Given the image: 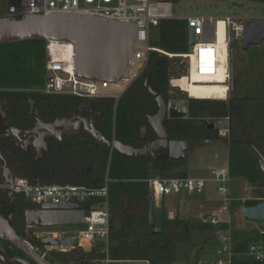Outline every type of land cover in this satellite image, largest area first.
<instances>
[{
    "label": "trees",
    "instance_id": "obj_1",
    "mask_svg": "<svg viewBox=\"0 0 264 264\" xmlns=\"http://www.w3.org/2000/svg\"><path fill=\"white\" fill-rule=\"evenodd\" d=\"M152 1L170 3L174 10L180 3V0ZM234 1L264 5V0ZM155 28L158 41L153 45L150 43L152 48L174 56L189 54L188 28L184 21L164 20L159 22ZM45 46L46 42L41 40L0 45V87H5L4 90L0 89V120L8 126L31 130L34 127L35 117L46 124L57 120H68L81 109L85 102L67 95L45 96L33 92L45 85L47 77ZM169 62L167 56L151 52L142 73L117 102L114 99L88 101L90 109L95 114L93 124L105 139L116 140L134 148H140L155 139L154 132L148 126V117L154 115L158 107L153 98L148 95L144 84L147 82L148 86L162 95L166 102L171 101L169 98ZM173 84L187 93L186 77L174 80ZM23 88L31 91H24ZM237 101L234 98H230L228 102L189 99L186 118H166L164 120V128L169 140L187 141L190 144L193 141H209L217 138L215 127L209 129V122L201 121L197 124L196 120L202 114L216 120L229 116L230 121L236 118V123L241 124L246 116V104L242 103L239 106ZM230 129L232 134V123ZM229 142L230 176L243 177L251 183L264 185L261 170L247 160L250 156L248 154L249 145L242 140L231 138ZM48 149L45 159L36 163L32 160V151L24 154L19 150L9 149L6 161L15 177L26 179L31 184L81 185L99 188L107 179L109 181V202L112 207L121 204L122 196L137 203L147 204L149 194L147 181L151 178L168 179L165 174L169 170L178 171L172 177L188 178L184 166L185 160L175 163L154 162L146 158L129 159L115 151L103 148L86 133L78 136H63L62 142L51 140L48 143ZM263 200L264 198L247 201L243 207L255 206ZM24 211V206H16L17 220L22 219ZM142 224L148 225L147 218L145 221H138V226ZM165 227L167 224L161 226L162 235L159 237L151 238L148 233H144L142 237L146 242L143 245L139 240L133 243L127 241V234H125L127 225L124 223L119 233L112 235L114 241L120 240V242L109 250L110 258L108 259L113 261L111 264H121L122 260L140 261L145 264L146 262L148 264H175L176 248L171 237L165 232ZM191 227L192 231L198 232L210 230L212 226L194 222ZM158 239L166 241L163 248L156 246ZM257 239L256 233V239L250 242L244 241L239 246L240 250ZM105 260L106 254H97L92 249L88 252L82 251L77 264H101L105 263ZM232 264L260 263L237 260Z\"/></svg>",
    "mask_w": 264,
    "mask_h": 264
},
{
    "label": "built area",
    "instance_id": "obj_2",
    "mask_svg": "<svg viewBox=\"0 0 264 264\" xmlns=\"http://www.w3.org/2000/svg\"><path fill=\"white\" fill-rule=\"evenodd\" d=\"M51 14H66L91 16L105 19L109 22H119L133 25L135 31V44L130 61V68L126 78L116 82H95L86 81L75 75V54L74 46L68 42H56L65 47L72 46V54L68 59L56 56L52 49L55 41H46V63L47 73L44 87L36 92L45 96L67 95L79 98L85 102L96 99H114L116 102L124 92L139 77L148 62L151 52H159L150 46V35L153 28L164 20H180L187 24V28L193 30L194 43L187 55L189 63L187 80L191 79V72L194 70L199 76L208 77L211 81L207 85L223 86L225 98L230 91V52L231 43L242 38V25L264 17H231L217 18L207 14L176 15L170 3L155 2L152 0H8L6 18L19 19L29 15L48 16ZM223 24V47L219 45V23ZM134 66L139 67L131 76ZM222 70L223 81L215 80L217 73ZM127 83L126 87L118 90V85ZM173 87L179 88L173 84ZM188 95V94H187ZM189 96V95H188ZM190 97V96H189ZM216 129L219 138L230 140V118L229 116L219 119ZM212 183L218 185V193L222 198L220 215L225 219L209 216L203 221L211 226L220 225L221 230L217 236L219 248L215 251L216 259L213 264H232L240 259L253 262H261L264 259V229L258 230V239L248 244L243 254L236 253V240L232 230V216L230 213L231 200H229L228 184L231 179L229 166L215 169L210 174ZM108 180L102 187H86L81 185H39L31 184L28 180L16 177L11 186L15 195L22 196L37 207L43 204H66L78 203L81 205L90 204V209L85 215L83 230L74 231V238L78 240L79 248L86 246L93 247L95 237L104 241L109 240L110 225L112 220V205L109 202ZM208 181L204 179L194 180L190 178L180 179H150L147 181L149 190L154 192V199L160 200L163 197L175 195L181 189L189 194L202 191ZM262 200V199H259ZM254 201V200H253ZM257 201V200H255ZM91 202V203H90ZM102 205V209L95 207ZM217 233V234H218ZM64 239L62 233L56 231L48 232L42 236L41 246H31L32 253L44 260L48 248L44 249L42 241L45 239ZM72 252V251H71ZM63 254V253H61ZM111 264L108 257L104 261ZM54 264H68L56 262ZM146 264H148L146 262Z\"/></svg>",
    "mask_w": 264,
    "mask_h": 264
},
{
    "label": "rangeland",
    "instance_id": "obj_3",
    "mask_svg": "<svg viewBox=\"0 0 264 264\" xmlns=\"http://www.w3.org/2000/svg\"><path fill=\"white\" fill-rule=\"evenodd\" d=\"M7 8L8 0H0V19L6 16ZM174 12L176 15L199 13L212 15L217 18H224L226 16L261 18L264 17V5L240 3L234 0H180L179 5L175 8ZM157 41L158 34L156 28H153L150 35V43L153 45ZM246 52L247 51L243 50L242 39L233 42L230 52V91L229 96L225 100L222 99L225 98L223 86L189 85L187 86V93L191 98L187 93L183 92L181 88L173 87L174 80L188 76V60L182 56L169 55L161 50H159L158 53L167 56L170 61L169 98L171 101H188L189 99L198 98L228 102L230 98H234L238 100L237 103L239 106L242 103L246 104V116L241 124L236 123V118L234 121H230V126L232 123L233 131L230 138L233 140H242L249 145L248 151L250 153L248 152V154L250 156L247 160L261 170L262 180H264V173L260 164L261 158L264 159V100H253L254 93L252 92L253 88H255L260 91L257 93L258 96H261L264 92V82L261 80L251 83L247 81L248 76L250 78V72H248ZM0 89L4 90L5 87H0ZM23 90L31 91L27 88H23ZM36 90L37 89L33 90V92H36ZM201 121L212 123L215 128L220 123L216 122L218 120L209 118L205 114H202L200 118L196 120V123L200 124ZM229 143L230 142H228L227 139L219 138L218 136L209 141L191 142L189 144V150L186 153L185 162L183 161L187 170V177L194 180L204 179L208 181L205 184V188L202 191H196L193 194H189L185 189H181L175 195L166 196L160 200L154 199V222L158 227L167 224L165 232L171 237L176 248L175 264H184L189 257L191 250L197 248L201 249L198 254L197 264H213L216 259L215 250L220 247L216 234L221 230L220 225L212 226L210 230H200L198 232L192 231L191 225H193L194 222L204 224L203 215L205 213H210V216L218 217L220 220L225 219L223 215L219 214L222 206V198L217 190L218 185L209 180L211 178L210 174L213 170L227 165L229 166ZM180 168L179 170H181ZM177 172L176 169L169 170L165 174L168 176L166 178H177L172 177V175H175ZM228 189V198L232 201L230 213L232 216V230L236 240L235 244L237 246L236 253L243 254L248 244L241 250L239 246H241L244 241L250 242L256 239V233L259 229H264V224L245 221L242 217L241 210L244 208L243 205L245 202L264 198V185L262 183H251L248 179L243 177L232 176L228 184ZM121 199V204L112 207L111 235L108 242L95 237L92 244L93 247L89 249L87 246V251L93 249L95 253L101 255L106 254V258L107 256L110 258L109 250L112 246L120 242V240L118 242L114 241L112 235L119 233L121 226H124V223L127 225V232H125V234H127V241L133 243L135 240H139L143 245L145 244L146 241L142 236L144 233L149 232V228L147 224L138 226V221L146 220L147 204L128 200L125 196H122ZM175 199H177L178 202V212L176 215ZM95 208L102 209L103 206L99 205ZM83 228L84 226L34 230L40 238L47 235L49 231L62 233L63 238H68L74 236V231L83 230ZM159 236H152L151 238ZM39 244L40 243H36L35 245ZM165 244L166 241L164 239H158L156 242L158 248H163ZM64 250H70V248L66 247ZM63 256L64 255L60 254H49L46 255L45 260L49 264H54L56 262L63 263L66 260ZM122 261L121 264H145L140 261Z\"/></svg>",
    "mask_w": 264,
    "mask_h": 264
},
{
    "label": "water",
    "instance_id": "obj_4",
    "mask_svg": "<svg viewBox=\"0 0 264 264\" xmlns=\"http://www.w3.org/2000/svg\"><path fill=\"white\" fill-rule=\"evenodd\" d=\"M135 31L133 25L119 22H109L105 19L66 15L51 14L48 16L29 15L19 19H0V45L18 43L30 40L68 42L74 46L75 54V75L76 77L95 82L116 83L127 77L130 61L132 58ZM242 45L243 50H248L252 46H257L264 42V18L245 21L242 25ZM194 43L193 30H188V44ZM148 95L157 104V112L148 117V126L154 132L156 139L148 145L140 148L124 145L116 140H107L91 123L87 124L83 120L75 121L74 117L68 120H57L50 124H45L39 119L31 133L41 128L46 130L47 138H55L62 141L63 136L78 135L81 131V124H84V132L92 137L103 148L115 151L129 159H139L147 155L153 160L183 162L189 150V142L169 140L164 128V120L183 119L187 116V100H172L166 102L162 95L154 92L145 82ZM191 98V97H190ZM208 124V123H207ZM209 129H213L212 123L208 124ZM67 129H74L72 132ZM44 150L47 151L44 139H39ZM261 169L264 173V159L260 161ZM154 192L149 190L147 198V220L148 236H159L162 233L161 227L154 222ZM177 199H175V215L178 212ZM35 210H26L24 213L25 223L28 227L39 226L44 229L61 227H81L86 224L85 215L90 209V204L81 205L78 203L66 204H43ZM245 221L251 223L264 224V200L252 207H244L241 210ZM210 213H205L206 219ZM220 233L217 234L219 236ZM0 240L11 244L15 249L29 256L36 264H49L45 259L41 260L32 253L26 239L16 235L8 221L0 216ZM44 249L49 247H71L69 252L48 251L47 255L61 253L73 254V259L69 264H77L81 249L78 240L74 238L45 239L42 241ZM28 264L25 261H20Z\"/></svg>",
    "mask_w": 264,
    "mask_h": 264
},
{
    "label": "flooded vegetation",
    "instance_id": "obj_5",
    "mask_svg": "<svg viewBox=\"0 0 264 264\" xmlns=\"http://www.w3.org/2000/svg\"><path fill=\"white\" fill-rule=\"evenodd\" d=\"M88 103L84 102L81 109L75 115L71 117V118L73 117L75 118L74 122L83 120L87 124L91 122L93 124V121L95 119V114L90 109V105ZM37 120L38 118L35 117L34 127L31 130H33L36 125L38 126ZM83 128H84V124L82 123L81 131L78 135H80L81 133H85ZM31 130L16 129L14 127L6 125L3 121L0 120V216L3 219L8 221L9 225L12 227V229L14 230L17 236H19L22 239L27 240L30 247L32 245L41 246V241H40L41 238L38 236V234L35 233L36 231L34 229L44 230V228H41L39 226L28 227L26 225L25 218H24L25 211L35 210L36 207H33L34 204L26 200L24 197L15 195L13 191L11 190V186L16 177L14 176L10 167L8 166V163L6 161V154L9 149H16L24 154H27L28 151H32L33 153L32 160L33 162L36 163L40 160L45 159V156L48 154V151H49L48 143L51 140H56L53 137L47 138L46 130L39 128L36 131V133H31L30 132ZM67 130L72 132L74 129H67ZM78 135H72V136H78ZM40 138L44 139V141L46 142L47 151L44 150L43 145H41L39 141ZM155 139H156V136H155ZM151 142H148L145 145H148ZM143 158L150 159L154 162H158L157 160H153L150 157V155H147ZM19 205L25 207V211L22 215L21 220L16 219V212H15L16 206H19ZM216 237H217V234H216ZM36 243H40V244L35 245ZM200 250H201L200 248L191 250V252L189 253V257L187 258L184 264H197L198 254ZM82 251L83 250H81V252ZM81 252L79 253V256ZM60 255H64L63 257L66 259L64 263L69 264L73 259L72 252L68 254H60ZM20 261H25L28 264H36L30 259L29 256L15 249L11 244L0 240V264H24ZM258 263L264 264V259L263 261L258 262ZM199 264H203V263H199Z\"/></svg>",
    "mask_w": 264,
    "mask_h": 264
},
{
    "label": "bare ground",
    "instance_id": "obj_6",
    "mask_svg": "<svg viewBox=\"0 0 264 264\" xmlns=\"http://www.w3.org/2000/svg\"><path fill=\"white\" fill-rule=\"evenodd\" d=\"M219 27V45L218 47H223V24L222 22L219 23L218 25ZM52 49H53V52L56 56H59L61 58H64V59H68L71 54H72V46L70 47H65V46H62L61 44L59 43H56V42H53L52 44ZM183 58H188L187 55H181ZM139 70V67L137 66H134L133 69H132V73H131V76L134 75V73ZM215 80H219L220 82L223 81V73H222V70H220L217 75L215 76ZM211 81L208 77H203V76H199L194 70L191 72V79H190V83H189V80H187V86H204V85H207L205 84L206 82H209ZM126 84L127 83H121L120 85H118V90H122L124 87H126ZM223 99V98H222ZM70 250H71V247H69ZM66 249V247H49V250L52 251V252H59L61 250V252H69L70 250H64Z\"/></svg>",
    "mask_w": 264,
    "mask_h": 264
},
{
    "label": "crops",
    "instance_id": "obj_7",
    "mask_svg": "<svg viewBox=\"0 0 264 264\" xmlns=\"http://www.w3.org/2000/svg\"><path fill=\"white\" fill-rule=\"evenodd\" d=\"M246 51H247L246 55H247L248 72H250V78L248 76L247 81L251 83L261 80L264 82V42L260 43L257 46H252ZM223 92L225 93V89H223ZM252 92L254 93L253 100H259V99L264 100V94H263L264 92L261 94V96H258L257 93L260 91L256 90L255 88H253ZM82 250L88 252L87 246Z\"/></svg>",
    "mask_w": 264,
    "mask_h": 264
}]
</instances>
